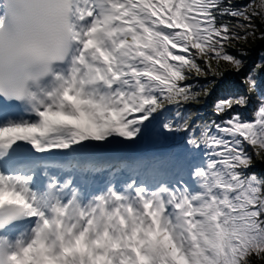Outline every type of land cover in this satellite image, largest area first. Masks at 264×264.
Returning a JSON list of instances; mask_svg holds the SVG:
<instances>
[{"label": "snow or ice", "instance_id": "6c2138e0", "mask_svg": "<svg viewBox=\"0 0 264 264\" xmlns=\"http://www.w3.org/2000/svg\"><path fill=\"white\" fill-rule=\"evenodd\" d=\"M73 10L71 51L41 101L0 98V264L264 258V175L250 171L264 162V57L211 116L194 107L243 72L229 49L247 55L237 45L256 38L264 0Z\"/></svg>", "mask_w": 264, "mask_h": 264}, {"label": "clouds", "instance_id": "9594fccd", "mask_svg": "<svg viewBox=\"0 0 264 264\" xmlns=\"http://www.w3.org/2000/svg\"><path fill=\"white\" fill-rule=\"evenodd\" d=\"M73 0H0V98L41 101L71 51Z\"/></svg>", "mask_w": 264, "mask_h": 264}, {"label": "trees", "instance_id": "16d2710c", "mask_svg": "<svg viewBox=\"0 0 264 264\" xmlns=\"http://www.w3.org/2000/svg\"><path fill=\"white\" fill-rule=\"evenodd\" d=\"M260 18H261V20L264 19V17H260ZM251 41L254 42L255 45H257L258 42H259V39H258V40H253V39H251L250 42H251ZM252 264H264V258L257 259V260H255V262L252 263Z\"/></svg>", "mask_w": 264, "mask_h": 264}]
</instances>
